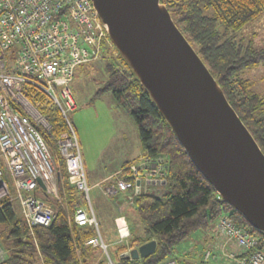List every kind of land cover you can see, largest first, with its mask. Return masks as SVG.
Segmentation results:
<instances>
[{
	"label": "trees",
	"instance_id": "trees-1",
	"mask_svg": "<svg viewBox=\"0 0 264 264\" xmlns=\"http://www.w3.org/2000/svg\"><path fill=\"white\" fill-rule=\"evenodd\" d=\"M161 3L264 152V95L255 91L254 83L245 74L264 63V46L256 47L253 39L245 41L240 37L248 25L264 16V0H161ZM116 57L121 62L109 65L108 80L97 95L112 93L130 115L137 126L144 156L167 158V184L160 193L146 192L135 197L134 209L143 234L138 235L129 223L130 240L120 242L114 255L108 247L113 263L160 264L173 258L178 243L197 230L213 228L225 213L250 233L259 235V248L264 249V234L224 201L205 179L127 61L120 53ZM28 96L52 125L48 141L50 150L53 146L58 154L53 157L58 165L59 198L39 187L37 195L53 207L55 217L49 226H36L35 237L15 203L8 198L0 200V243L7 252L0 264H108L100 245L87 244L99 236L106 242L98 219L97 226H79L74 221L78 205H85L86 201L70 185L66 163L58 152L57 139L66 128L65 119L45 94L34 92ZM127 164L130 162L124 166ZM151 240L157 241L154 254L137 260L123 256L129 249Z\"/></svg>",
	"mask_w": 264,
	"mask_h": 264
},
{
	"label": "built area",
	"instance_id": "built-area-1",
	"mask_svg": "<svg viewBox=\"0 0 264 264\" xmlns=\"http://www.w3.org/2000/svg\"><path fill=\"white\" fill-rule=\"evenodd\" d=\"M103 44L119 55L92 0H0V200L8 198L18 204L33 237L36 226H49L55 217L53 207L37 195L38 180L58 197V165L48 141L52 125L29 98L34 92L48 96L66 122L57 139L58 152L66 163L70 185L86 201L78 205L74 221L79 226L98 225L90 202L92 187L69 114L78 109L72 90L76 70L98 59ZM166 184L167 158L143 156L139 163L125 165L104 193L131 192L134 202L142 193L162 192ZM117 231L120 242L130 240L125 217ZM214 231L224 241L225 256L236 264H264L259 235L238 225L230 214L221 215ZM87 244L107 251L101 236ZM227 246H236L238 251L227 252ZM6 257L0 244V262ZM204 258L209 261L215 255L208 250ZM160 264L180 263L170 258Z\"/></svg>",
	"mask_w": 264,
	"mask_h": 264
},
{
	"label": "water",
	"instance_id": "water-1",
	"mask_svg": "<svg viewBox=\"0 0 264 264\" xmlns=\"http://www.w3.org/2000/svg\"><path fill=\"white\" fill-rule=\"evenodd\" d=\"M118 52L197 169L264 234V152L161 0H92ZM45 189V183L39 179ZM151 240L123 253H155Z\"/></svg>",
	"mask_w": 264,
	"mask_h": 264
},
{
	"label": "rangeland",
	"instance_id": "rangeland-1",
	"mask_svg": "<svg viewBox=\"0 0 264 264\" xmlns=\"http://www.w3.org/2000/svg\"><path fill=\"white\" fill-rule=\"evenodd\" d=\"M240 37L245 41L253 39L256 47H263L264 16L248 25ZM115 61L121 62L103 44L98 59L84 64L76 70L72 90L78 103V109L69 114L78 134L84 168L89 185L92 187L90 191L91 206L101 225V231L105 234L106 245H109L108 240L110 239L118 240L114 219L119 211L127 208V204L122 193L105 195L104 190L109 183L106 180L102 182V180L106 177H113L115 172L124 166L126 160L142 153V148L137 141V127L130 115L118 105L112 93L97 95L99 89L106 85L109 65L114 64ZM245 74L254 83L255 91L264 95V80H262L264 79V63L255 69L246 70ZM50 151L52 156L58 157L53 146ZM141 159L142 157L135 162L139 163ZM57 177H55L56 184H58ZM96 181H99V184L93 186ZM15 207L19 210L17 203H15ZM126 210L129 212H127L129 223L138 235H142V228L135 209L128 208ZM215 234L212 227L193 232L187 239L177 244L173 257L180 264H236L233 259L224 256L225 254H219L221 248L217 247L213 241ZM119 244L120 242L107 246V251L103 249L108 264L112 261L111 258L109 261L108 249L110 248L114 255ZM208 250L215 255V258L209 261L204 258ZM99 257L102 258V255L99 254Z\"/></svg>",
	"mask_w": 264,
	"mask_h": 264
},
{
	"label": "crops",
	"instance_id": "crops-1",
	"mask_svg": "<svg viewBox=\"0 0 264 264\" xmlns=\"http://www.w3.org/2000/svg\"><path fill=\"white\" fill-rule=\"evenodd\" d=\"M263 78H264V76H263ZM262 80H264V79H262ZM74 81V80H73ZM77 101V100H76ZM136 125V124H135ZM137 127V126H136ZM137 131H138V129H137ZM137 141H138V143L140 144V146H141V148H142V153H141V155H139V156H137V157H133L132 159H129V160H126L124 163H126V162H130V163H133V162H135V161H137V160H139L141 157H143L144 156V150H143V146H142V144H141V141H140V138H139V133H138V139H137ZM123 168V167H122ZM122 168L120 169V170H118L117 172H115V175L116 174H118L121 170H122ZM115 175L112 177V176H110V177H106L105 179H103L102 180V182L103 181H105L106 180V182H108L109 184L107 185V187H111L112 185H113V183L115 182ZM58 180H59V176H58V178H57V182H58ZM96 184H99V181H96L95 183H93V186L94 185H96ZM118 193H122L123 194V198H124V200H125V202H126V209H134V202H133V200L131 199V196L130 195H132L131 194V192H118ZM117 194V193H116ZM126 209H123V210H121V211H119L116 215H115V219H114V225H115V230H116V234L118 235V231H117V227H118V223H119V221H120V219H122L123 217H125L126 219H127V221H129V216H128V211L126 210ZM128 212V213H127ZM129 223V222H128ZM130 225V224H129ZM108 235L106 234V237H107ZM107 240H108V238H107ZM213 241H214V244L217 246V247H220L221 249H220V252H219V254H221V255H223L224 254V252H223V250H222V248H223V243H224V241L221 239V238H218V236L215 234V236L213 237ZM108 242H109V245H115V244H117L118 242H119V236H118V240H116V241H114V240H112V239H110V240H108ZM1 244V243H0ZM2 246V245H1ZM238 248L236 247V246H227L226 247V251L227 252H231V251H235V250H237ZM238 251V250H237ZM218 256V255H217ZM225 256V255H224ZM234 261V260H233ZM235 262V261H234ZM236 263V262H235Z\"/></svg>",
	"mask_w": 264,
	"mask_h": 264
}]
</instances>
